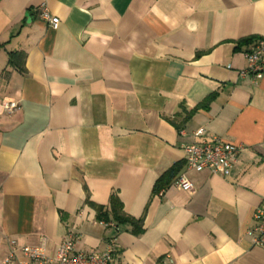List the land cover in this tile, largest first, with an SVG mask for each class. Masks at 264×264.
Listing matches in <instances>:
<instances>
[{
	"label": "crops",
	"instance_id": "crops-1",
	"mask_svg": "<svg viewBox=\"0 0 264 264\" xmlns=\"http://www.w3.org/2000/svg\"><path fill=\"white\" fill-rule=\"evenodd\" d=\"M259 39L264 0H0V102L19 105L0 108V264L10 240L52 255L68 231L86 253L115 237L112 264H264V80L243 54ZM197 129L240 146L230 175L187 169Z\"/></svg>",
	"mask_w": 264,
	"mask_h": 264
},
{
	"label": "built area",
	"instance_id": "built-area-1",
	"mask_svg": "<svg viewBox=\"0 0 264 264\" xmlns=\"http://www.w3.org/2000/svg\"><path fill=\"white\" fill-rule=\"evenodd\" d=\"M41 17L56 28L59 19L51 16L44 6ZM247 61V71L255 78L264 80V39H259L248 50L244 51ZM19 107L17 102H0V108L6 114H11ZM204 129H197L194 136L198 140L183 145L186 166L189 170H207L213 174L228 176L237 160L240 146L218 137L206 136ZM176 187L189 191L193 184L181 176L174 183ZM112 225V224H111ZM114 226V225H113ZM254 246H264V206L259 207L255 214V223L249 231ZM78 235L68 231L56 246L52 255L47 253L44 242L37 245L19 246L15 240H10V252L3 258L2 264H112L116 252V238L108 240L103 251L83 252L74 248ZM19 251L21 257H18Z\"/></svg>",
	"mask_w": 264,
	"mask_h": 264
},
{
	"label": "trees",
	"instance_id": "trees-1",
	"mask_svg": "<svg viewBox=\"0 0 264 264\" xmlns=\"http://www.w3.org/2000/svg\"><path fill=\"white\" fill-rule=\"evenodd\" d=\"M14 54V53H12ZM178 170V164H174L171 166L165 173H163L156 181L154 185V191L161 189L164 185H166L173 177L175 176ZM88 203L95 207L97 211V218L100 221H104L109 223L110 217L108 214V209L103 207L102 205H95L91 201L88 200ZM110 212H111V220L116 224L119 223H129L133 226L132 232L134 234H139L142 231V227L140 225L141 218H133L127 215L123 209L122 204L116 195H111L110 198ZM115 229L117 226L114 224ZM117 230V229H116Z\"/></svg>",
	"mask_w": 264,
	"mask_h": 264
}]
</instances>
